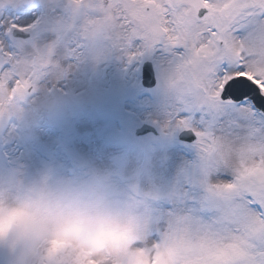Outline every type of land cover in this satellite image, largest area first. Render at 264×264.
I'll use <instances>...</instances> for the list:
<instances>
[{"label": "snow or ice", "instance_id": "6c2138e0", "mask_svg": "<svg viewBox=\"0 0 264 264\" xmlns=\"http://www.w3.org/2000/svg\"><path fill=\"white\" fill-rule=\"evenodd\" d=\"M112 55L151 58L162 128L195 137L198 163L169 208L134 194L151 222L145 257L264 264V0H0V125Z\"/></svg>", "mask_w": 264, "mask_h": 264}, {"label": "rangeland", "instance_id": "374dc122", "mask_svg": "<svg viewBox=\"0 0 264 264\" xmlns=\"http://www.w3.org/2000/svg\"><path fill=\"white\" fill-rule=\"evenodd\" d=\"M144 60L152 62L156 77L150 89L140 82ZM101 68L105 76L120 77L116 92L38 94L21 102L19 116L0 125V185H11L0 197L44 182L94 194L109 218L125 220L128 228L94 232L90 243L97 258L83 264H162L142 251L152 244L151 222L134 194L151 193V207L169 208L168 198L198 163L197 152L193 142L176 140L178 131L162 128L169 98L151 58L129 63L116 56ZM141 122L156 126L159 135L133 137Z\"/></svg>", "mask_w": 264, "mask_h": 264}, {"label": "clouds", "instance_id": "9594fccd", "mask_svg": "<svg viewBox=\"0 0 264 264\" xmlns=\"http://www.w3.org/2000/svg\"><path fill=\"white\" fill-rule=\"evenodd\" d=\"M11 186V185H10ZM9 185H0L7 190ZM101 228L125 232L94 194L68 185L36 183L0 197V260L4 264H83L97 258L90 238Z\"/></svg>", "mask_w": 264, "mask_h": 264}, {"label": "bare ground", "instance_id": "6f19581e", "mask_svg": "<svg viewBox=\"0 0 264 264\" xmlns=\"http://www.w3.org/2000/svg\"><path fill=\"white\" fill-rule=\"evenodd\" d=\"M111 59H116L115 55L108 56L97 60H93L91 57L85 59L77 68H75L72 73L69 75L67 80L63 81L60 85L63 93H72V94H84L88 92H94L98 94L106 93L105 91L116 92V88L120 86L121 80L116 72L112 74L102 73L101 64L105 61ZM112 79V80H110ZM110 80V81H109ZM113 81V82H112ZM103 85H106L107 88H104ZM167 103V102H166ZM90 121L92 119H89Z\"/></svg>", "mask_w": 264, "mask_h": 264}, {"label": "water", "instance_id": "95a60500", "mask_svg": "<svg viewBox=\"0 0 264 264\" xmlns=\"http://www.w3.org/2000/svg\"><path fill=\"white\" fill-rule=\"evenodd\" d=\"M150 69L151 74L149 75L146 70ZM143 84L147 86H152L154 84V75L151 64L149 62H145L143 64V75H142ZM147 132H151L153 135H157L155 128L149 124L142 123L139 127H137L134 131L135 135H142ZM178 139L191 142L195 139V137L190 132L180 131L178 133Z\"/></svg>", "mask_w": 264, "mask_h": 264}]
</instances>
